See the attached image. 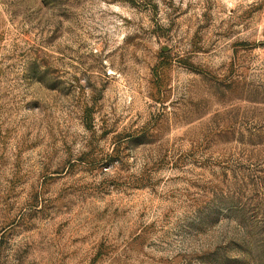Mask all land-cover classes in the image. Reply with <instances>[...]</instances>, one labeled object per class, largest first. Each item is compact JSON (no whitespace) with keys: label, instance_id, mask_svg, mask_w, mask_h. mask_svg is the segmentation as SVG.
I'll return each mask as SVG.
<instances>
[{"label":"rangeland","instance_id":"374dc122","mask_svg":"<svg viewBox=\"0 0 264 264\" xmlns=\"http://www.w3.org/2000/svg\"><path fill=\"white\" fill-rule=\"evenodd\" d=\"M0 264H264V0H0Z\"/></svg>","mask_w":264,"mask_h":264}]
</instances>
